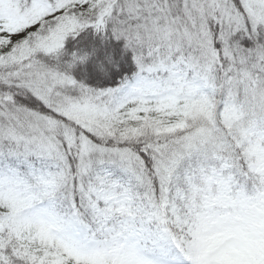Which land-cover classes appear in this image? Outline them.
Segmentation results:
<instances>
[{
	"label": "snow or ice",
	"instance_id": "1",
	"mask_svg": "<svg viewBox=\"0 0 264 264\" xmlns=\"http://www.w3.org/2000/svg\"><path fill=\"white\" fill-rule=\"evenodd\" d=\"M0 264H264V0H0Z\"/></svg>",
	"mask_w": 264,
	"mask_h": 264
}]
</instances>
